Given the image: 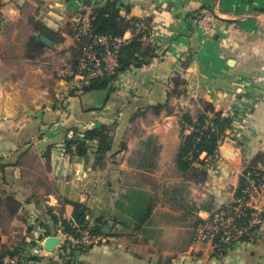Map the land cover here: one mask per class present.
I'll return each instance as SVG.
<instances>
[{
  "label": "crops",
  "instance_id": "0c3cea01",
  "mask_svg": "<svg viewBox=\"0 0 264 264\" xmlns=\"http://www.w3.org/2000/svg\"><path fill=\"white\" fill-rule=\"evenodd\" d=\"M100 1L0 0V160L8 164L0 171V231L24 219L23 210L38 215L27 202L32 195L67 219L79 201L89 208L91 226L100 217L106 223L99 244L81 252L77 264H203L197 254L208 247L195 242L197 221L232 202L245 164L264 155V0H119L123 16L151 25L157 56L122 73L106 103L91 108L81 92L69 95L63 79L50 90L40 57L29 58L26 48L39 22L63 37L49 50L66 65L83 7ZM203 11L211 15L209 33L194 20ZM63 92L65 110L56 99ZM205 103L233 123L216 153L203 152L205 164H195L207 174L203 182L178 169L176 154L182 135L193 130L182 127V113L196 116ZM156 105H163L160 112ZM114 122L112 149L101 164L96 142L87 157L66 153L65 130ZM227 146L234 155H225ZM9 194L22 205L13 215ZM58 235L66 240L61 226ZM259 242L264 257V231ZM251 246L233 249V261L245 264L246 251L253 260ZM55 255L32 264H64ZM209 262L215 264L213 257Z\"/></svg>",
  "mask_w": 264,
  "mask_h": 264
},
{
  "label": "trees",
  "instance_id": "16d2710c",
  "mask_svg": "<svg viewBox=\"0 0 264 264\" xmlns=\"http://www.w3.org/2000/svg\"><path fill=\"white\" fill-rule=\"evenodd\" d=\"M90 5H92L90 35L84 36L80 41H76L73 47L74 67L77 66L80 57L83 55L85 45L91 42L92 35L105 34L113 37H121L124 36L127 31L133 29L134 22L139 20L137 18L128 19L123 16L121 12L122 5L119 0H103L93 4L90 3ZM35 28L38 34L30 37L28 46L29 55L32 57H36L37 54L42 53L49 45L63 40L60 33L39 22L35 23ZM45 39H48V42ZM157 48L158 47L153 43H148L143 40V33L135 35L124 44L120 50L119 67L116 74L94 79L90 81V83L85 84L81 89L76 87L71 91L70 95L77 96L80 91L86 93L92 89L112 88L114 81L119 78L122 73H125L132 67H142L149 64L151 60L157 56ZM183 83L184 82L179 79L175 81L176 86H180ZM64 106L65 105H63V107ZM204 106V109L199 111L196 116H193L189 111H185L181 115L180 122L182 127L184 128L186 125L193 127L190 134L182 135L181 143L176 154V165L182 172H189L192 169H196L195 164L204 165L205 161L200 159V155L203 152H206L207 156L214 155L222 142L221 138L225 136L228 129L232 128L233 119L230 116H225L222 112L215 111L213 105L210 103H205ZM162 108L163 105L152 107L156 112H160ZM208 120L212 122L215 130L204 129ZM116 125L117 123L114 122L112 124H103L89 128L82 132V137H69L68 132L70 133L73 129L65 130L66 138L64 145L66 153L87 157L90 151H92V143L96 142V146L94 147L96 163L101 164L106 154L112 149L113 132ZM191 152H193V157L190 155ZM262 155L263 154L260 153L250 161L249 167L245 170H253V167L260 161ZM6 166H8V164L0 160V171H3L4 174L7 171ZM243 185L244 178L241 177L240 187L236 193L237 195L240 193V189ZM27 202H34L40 211L37 215V225L30 226L29 231L32 232L34 229H38L41 239H44L50 235H58V227L61 226L64 235L67 236L62 246L70 251L72 255L71 258L75 254L74 252L77 254V251L85 252L94 247L75 245L72 239L81 238L85 231H89L90 234L96 236L102 237L104 235L103 227L106 223L105 218H98L95 224L91 226L88 218L90 214L89 208L82 202L73 201L71 203L74 206L73 219H67L62 214L58 215L52 207L44 205L35 199V195L30 196ZM6 206L13 215L18 211L20 202L15 199L14 195L9 194L6 198ZM150 211L151 208L148 209V212ZM199 222H201V220H198L196 225ZM17 250L18 248H16L15 251H5L1 253L0 262L7 255L14 256ZM224 254L227 253L225 252ZM32 259L35 260L36 257H32ZM51 260L50 258L49 262ZM70 260L68 264H74L72 259Z\"/></svg>",
  "mask_w": 264,
  "mask_h": 264
},
{
  "label": "built area",
  "instance_id": "2783aa9c",
  "mask_svg": "<svg viewBox=\"0 0 264 264\" xmlns=\"http://www.w3.org/2000/svg\"><path fill=\"white\" fill-rule=\"evenodd\" d=\"M91 19L92 8L84 6L74 34L75 41H80L84 36L90 35ZM194 20L206 33L212 30L211 15L206 11L197 14ZM127 33L129 36L126 35ZM139 33H143L145 42L153 43V30L146 19H139L134 22L133 29L121 37L105 34L92 35L91 42L85 45L83 55L80 57L77 66L67 69V74L74 76L80 89L94 79L116 74L122 46ZM204 129L215 130L209 120ZM82 136L81 132L69 135V137ZM190 155L193 157V152ZM201 155L200 159H202ZM245 171L242 173L244 185L232 202L215 208L208 218L199 222L195 227L196 241L213 248L219 255H225V252L230 253L233 251V246L246 243V241L249 242L253 236L260 237L263 233L264 162L257 163L251 171ZM28 223L32 226L37 225V215L34 212L30 213ZM35 230L39 239L35 240V244H29L27 251L22 250L19 256H5L0 264H32V257L45 256L48 253L44 247L45 238L41 239L38 229H34L32 232ZM100 240L101 236L92 235L89 231H85L81 238L72 241L75 245L96 246ZM64 242L63 239L56 249L57 251L55 250L56 253L54 254H56L57 261H60L58 254L63 252L62 244ZM62 256H64L63 253ZM181 264L185 263L182 262Z\"/></svg>",
  "mask_w": 264,
  "mask_h": 264
},
{
  "label": "rangeland",
  "instance_id": "374dc122",
  "mask_svg": "<svg viewBox=\"0 0 264 264\" xmlns=\"http://www.w3.org/2000/svg\"><path fill=\"white\" fill-rule=\"evenodd\" d=\"M29 42H30V38L28 39V42H27V48H26L27 56L29 58H31V59L40 57L43 69L45 70V72H47V75H49V77L44 75V81H45V77H48V78H46V81L48 80L47 84L50 86V90L54 91V87L56 86L55 81H58L59 79H63L64 81H67V83L71 84V87L68 88V90H67L69 95H70L71 91L74 88L78 87V84L75 82L74 76H72L70 74H67V72H66L67 69L74 68V64H73L74 59H73V57L65 65L64 62L61 60L62 56H60V54H58V55L50 54L51 51L49 50L50 49L49 46L42 53L37 54L36 57H32V56L29 55V53H30L29 52V48H28ZM73 53H74V51H73ZM81 92H82L81 94H83V91H81ZM64 93L65 92H63L61 94H58V97L56 98L58 100L59 106H62L63 110L66 109V108L63 107V105L67 103V98H68V96L65 95ZM204 107L205 106H203V109H204ZM73 130L70 131V133L68 132V135L78 133V132H76L75 129H73ZM221 140H222V142L225 141L226 137L225 136L222 137ZM231 141H232V139H230L228 141V143L230 144ZM234 144H236V143H234ZM258 154H260V153H258ZM225 155L230 156V154L227 153V152H225ZM254 158H252V160ZM259 162H264V155H262V157H261ZM249 163L250 162L245 164L246 168L249 167ZM201 167H199V168H201ZM244 170L242 171V173L244 172ZM187 177H191L192 180H196L197 179V180L205 182L206 178H207V174L206 173L204 174L203 170L194 169V170H190L188 172ZM241 177H242V174H241ZM176 183H178V182H176ZM178 187H179L178 184H171L170 185V188H172V189H176ZM179 193L180 192L178 190V192H176V194H174V196L178 195ZM21 206L19 208H21ZM31 212H33V211L30 210V209L23 210L22 214L24 216V219H23V217H21L20 222L19 221L15 222L13 227H12V229L10 228V230L9 229L6 230L7 228L4 227V229L2 231H0V237H1L0 254L5 252V251H15V249L18 248V250L16 251L15 255L19 256L20 255V250L22 251V250L25 249V251H27V249H28L27 247H28L29 244H31V243L35 244V240L36 241L39 240L37 238L38 234H36V230L32 234L29 231V227L32 226V225H30L28 223V219L30 218V213ZM6 219H7V217H6ZM10 223H12V222H10ZM263 231H264V229H263ZM66 239H67V236H66ZM259 239H260V237L253 236V239L249 240V241H252L254 245H256V248H253V246H251L252 249H256V251H257V253H256L255 257L253 258V260L249 256L250 252L246 251V253L243 256L244 257L243 260L240 257L239 261L242 260V261H245L244 263H249V264H264V260H263L264 257L261 255V253H259L260 252L259 248L261 247ZM195 242H197L196 239H195ZM207 247H208V251L206 253L204 251L203 252H199V253L196 252V253H198L197 255L202 258V259H199V260L200 261L203 260V264H207V262L210 261V258H212V257H213V260L215 261V264H237L238 263L236 261H233L236 257L233 256L234 253L232 251L230 253L225 254V255H222V254L219 255L217 252H215V250L213 248L209 247L208 245H207ZM237 247H239V245L233 246V249L236 250ZM246 250H247V248H246ZM56 251H54V253H56ZM62 253H63L64 256H62ZM62 253H59L58 257L60 258L61 261L64 262V264H68V262H69L68 258L72 259V262L74 264H76V261L78 262V261L81 260V257H80V253L81 252L77 251V254H76V252H74L75 254L73 255L72 258H71L72 255H71V253H70V251L68 249L64 248ZM211 253H213L214 256H212ZM37 257H40V256H37ZM192 258H195V257H192ZM197 260L198 259L191 260V261H189V264H192L193 262H196ZM70 262H71V260H70ZM179 262H180L179 264L182 263L181 259L179 260ZM32 263H35V260H33ZM209 264H211V263L209 262Z\"/></svg>",
  "mask_w": 264,
  "mask_h": 264
},
{
  "label": "water",
  "instance_id": "95a60500",
  "mask_svg": "<svg viewBox=\"0 0 264 264\" xmlns=\"http://www.w3.org/2000/svg\"><path fill=\"white\" fill-rule=\"evenodd\" d=\"M45 40L48 42V39ZM111 89V87L106 89H92L82 94V100L91 108L102 107L106 103ZM224 151L230 155H234L233 150L229 146H227ZM61 242L62 238L59 235H50L45 238L44 247L48 253L52 254L59 247Z\"/></svg>",
  "mask_w": 264,
  "mask_h": 264
}]
</instances>
